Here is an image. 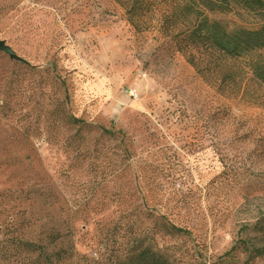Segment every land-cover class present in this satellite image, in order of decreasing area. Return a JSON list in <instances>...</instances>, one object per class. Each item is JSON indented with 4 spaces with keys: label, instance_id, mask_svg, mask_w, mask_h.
I'll list each match as a JSON object with an SVG mask.
<instances>
[{
    "label": "rangeland",
    "instance_id": "374dc122",
    "mask_svg": "<svg viewBox=\"0 0 264 264\" xmlns=\"http://www.w3.org/2000/svg\"><path fill=\"white\" fill-rule=\"evenodd\" d=\"M138 1L147 8L135 29L113 0H0V40L33 66L53 65L73 115L134 141L138 160L159 178V209L188 231L157 238L174 264H264V85L245 62L212 52L165 60L157 52L162 22L181 4ZM53 74L40 78L0 52V85L18 91L0 95L8 103L0 115V264H42L47 214L59 207L66 160L45 140L42 97L29 92L32 84L54 94ZM29 126L33 143L22 135ZM99 181L101 199L107 187ZM47 196L56 201L50 210ZM142 230L151 244L150 218Z\"/></svg>",
    "mask_w": 264,
    "mask_h": 264
},
{
    "label": "trees",
    "instance_id": "16d2710c",
    "mask_svg": "<svg viewBox=\"0 0 264 264\" xmlns=\"http://www.w3.org/2000/svg\"><path fill=\"white\" fill-rule=\"evenodd\" d=\"M113 1L124 10L127 21L138 28L147 3L133 0L127 6L124 0ZM168 1L181 5L162 22L166 39L157 52L165 60H173L180 53L212 52L245 62L252 78L264 85V0ZM179 26L184 29L175 34ZM15 62L40 78L45 72L53 74L52 64L44 68L22 59ZM49 79L56 85L54 94L39 93L32 84L29 92L42 97L45 140L48 145H57V155L66 160L60 172L65 177L63 187H69L70 182L76 191L70 199L63 188L59 207L47 214L42 264H174L157 238L180 237L188 231L176 221L174 213L165 214L164 199L156 192L159 178L149 175L154 173L151 166L138 160L139 149L123 130L97 126L73 115L68 108L65 82L54 74ZM16 92L15 87L0 85V95L6 99ZM7 105L6 100L0 105L2 117H6ZM22 135L33 143L37 132L29 126ZM101 178L107 194L98 199ZM51 198L44 199L43 207L48 210L56 202ZM144 200L151 202V209L144 208ZM160 205L163 209H159ZM147 218L153 223L151 244L142 230ZM26 245L34 253L38 242L28 239ZM79 245L95 252L96 257L83 253ZM31 264H36L35 259Z\"/></svg>",
    "mask_w": 264,
    "mask_h": 264
},
{
    "label": "water",
    "instance_id": "95a60500",
    "mask_svg": "<svg viewBox=\"0 0 264 264\" xmlns=\"http://www.w3.org/2000/svg\"><path fill=\"white\" fill-rule=\"evenodd\" d=\"M0 52L8 54L12 59L18 60L19 58L13 53V51L6 45V43L0 40Z\"/></svg>",
    "mask_w": 264,
    "mask_h": 264
}]
</instances>
